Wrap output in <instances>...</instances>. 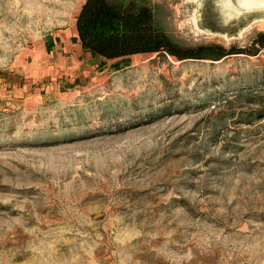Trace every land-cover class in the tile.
I'll list each match as a JSON object with an SVG mask.
<instances>
[{
    "label": "rangeland",
    "instance_id": "1",
    "mask_svg": "<svg viewBox=\"0 0 264 264\" xmlns=\"http://www.w3.org/2000/svg\"><path fill=\"white\" fill-rule=\"evenodd\" d=\"M120 1L181 46L264 31L212 0ZM83 2L0 0V264H264V55L103 60Z\"/></svg>",
    "mask_w": 264,
    "mask_h": 264
},
{
    "label": "trees",
    "instance_id": "2",
    "mask_svg": "<svg viewBox=\"0 0 264 264\" xmlns=\"http://www.w3.org/2000/svg\"><path fill=\"white\" fill-rule=\"evenodd\" d=\"M75 31L81 48L103 60L161 52L179 59L212 60L229 54L264 55V31L256 32L244 47L231 45L226 48L220 44L181 46L157 27L147 5L134 1L84 0L76 15ZM262 110L264 112V107Z\"/></svg>",
    "mask_w": 264,
    "mask_h": 264
},
{
    "label": "bare ground",
    "instance_id": "3",
    "mask_svg": "<svg viewBox=\"0 0 264 264\" xmlns=\"http://www.w3.org/2000/svg\"><path fill=\"white\" fill-rule=\"evenodd\" d=\"M214 5L221 12V17L223 21L228 25H238L243 21H246L249 17L254 15H264V0H236L238 5L232 2V0H212ZM252 8L243 10L244 8ZM264 21V17L252 21ZM251 23V24H252ZM264 25V24H263ZM244 29V28H243Z\"/></svg>",
    "mask_w": 264,
    "mask_h": 264
},
{
    "label": "water",
    "instance_id": "4",
    "mask_svg": "<svg viewBox=\"0 0 264 264\" xmlns=\"http://www.w3.org/2000/svg\"><path fill=\"white\" fill-rule=\"evenodd\" d=\"M232 2L235 3L236 5H238V3H237L236 0H232ZM242 8H244V7H242ZM260 8H264V7H260ZM247 9H252V8H244V9H242V11H243V10H247Z\"/></svg>",
    "mask_w": 264,
    "mask_h": 264
}]
</instances>
